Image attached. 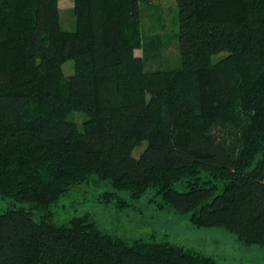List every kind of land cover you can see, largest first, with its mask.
<instances>
[{"label":"trees","instance_id":"16d2710c","mask_svg":"<svg viewBox=\"0 0 264 264\" xmlns=\"http://www.w3.org/2000/svg\"><path fill=\"white\" fill-rule=\"evenodd\" d=\"M148 1L74 0L69 31L58 0H0V264H227L153 234L128 241L87 214L54 222L50 207L90 182L151 190L160 210L264 246V0H175L170 68L146 67Z\"/></svg>","mask_w":264,"mask_h":264},{"label":"rangeland","instance_id":"374dc122","mask_svg":"<svg viewBox=\"0 0 264 264\" xmlns=\"http://www.w3.org/2000/svg\"><path fill=\"white\" fill-rule=\"evenodd\" d=\"M141 34L151 37L158 35L157 49L147 59V68H170L179 64L178 52V8L175 0H150L141 5ZM61 28H75L74 0H58ZM141 55V49L134 50ZM226 53L212 56L216 62ZM65 77L73 72V60L62 63ZM87 117L86 112L74 110L67 119L78 127ZM146 143L141 141L133 146L132 155L138 157ZM154 192L146 191L133 198L123 191H113L107 182H90L75 185L50 207L52 220L66 222L70 217L87 214L102 229L131 241L148 238L166 239L213 256L218 262L227 264H264V246L242 243L237 236L222 226H195L189 214L167 212L156 207ZM10 202L0 198V213ZM14 206V205H13Z\"/></svg>","mask_w":264,"mask_h":264}]
</instances>
